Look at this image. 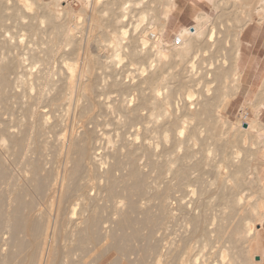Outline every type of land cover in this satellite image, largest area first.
<instances>
[{
  "label": "bare ground",
  "instance_id": "bare-ground-1",
  "mask_svg": "<svg viewBox=\"0 0 264 264\" xmlns=\"http://www.w3.org/2000/svg\"><path fill=\"white\" fill-rule=\"evenodd\" d=\"M37 1L0 0V264H252L264 125L222 114L264 0L199 12L171 43L174 0Z\"/></svg>",
  "mask_w": 264,
  "mask_h": 264
},
{
  "label": "rangeland",
  "instance_id": "rangeland-1",
  "mask_svg": "<svg viewBox=\"0 0 264 264\" xmlns=\"http://www.w3.org/2000/svg\"><path fill=\"white\" fill-rule=\"evenodd\" d=\"M41 1V2H40ZM40 1H37V3H40V4H42V3H48L49 4V6L54 2H56L57 0H55V1H53V0H40ZM59 2H61V1H65V3H63V4H61V5H65V4H67L68 3V8H69V10H74L75 12H80L81 10H83L84 9V3H83V0H58ZM188 1H190V3L191 4H188V6L186 7V9H185V13L183 14V16H177V14L176 13H172V15L170 16V20H169V23H168V26H167V29H166V34L164 35V37H165V40L168 42V43H171L172 41L171 40H173V38H174V34L180 29V28H182V27H188V26H192L193 24H194V17L196 16V14H198L199 12H203V13H206L210 18H212V21H214V22H217L216 20L218 19L217 17H219V12H220V10H221V13H222V11L224 12V13H228V14H226L227 16L228 15H230L231 13H233L234 11H236V8H233L234 7V3H233V1L232 0H221V2L223 3V5H222V3H221V7L222 8H220V9H218V11L216 12L215 10H214V8H213V5H212V2H210V1H204V0H188ZM229 1V2H228ZM54 3H53V5H54ZM229 4L228 6L226 5V4ZM56 4V3H55ZM52 5V6H53ZM40 7V5L38 6V5H35V6H33L34 8L35 7ZM35 8L34 9V11L38 14V15H41V14H43L44 12H43V10H41V9H39V10H36V9H38V8ZM224 7V8H223ZM236 7V6H235ZM41 8V7H40ZM229 8V9H228ZM223 9V10H222ZM226 9V10H225ZM41 10V11H40ZM226 11V12H225ZM230 11V12H229ZM231 11H233V12H231ZM40 13V14H39ZM216 13H218V15L216 14ZM221 15V17H222V15L223 14H220ZM233 16V14H231V17ZM241 19H246V15L244 14V13H240L239 15H238ZM246 16V17H245ZM180 18V21H177L178 19ZM217 18V19H216ZM250 18H251V22H250V24H255V23H257L258 22V20H257V18H258V16L255 14V13H253V12H251V14H250ZM223 19V18H222ZM220 19H218V21H219ZM234 24V26L236 25L235 24V22H229V26L231 25V27H232V25ZM231 31H233L232 29H231ZM231 36V35H230ZM227 36V38H226V40H227V44H228V41H229V44L231 43V41H232V43H234L233 41L234 40H232L233 39V36ZM231 38V39H230ZM230 39V40H229ZM231 43V45L233 46V44ZM227 45L228 46V48L227 49H229L230 47H232L231 45ZM230 50V49H229ZM239 74V73H238ZM264 80V78H262V79H260V80H257V82H256V85H258V83H259V89L257 90V93L256 94H253V95H249L247 98H246V100H244V102H242V100H240L239 102H237V101H235V103H233V105L232 106H228V108L223 112V114H222V116H223V120H226V121H228V122H232L233 124H235L236 122H237V120H240L241 119V114H243L244 116H246V120L245 121H243V123H245V122H250L253 118L254 119H257L258 118V122L260 121L262 124H264L262 121H261V119L259 118V114H258V116H257V118H255V114H256V111H257V105H258V103L257 102H259V100L260 99H262L261 98V96H263V94H264V92H262L263 90H264V87L262 88L261 86H262V81ZM260 89H261V92H259L260 91ZM260 93H262V94H260ZM260 94V95H259ZM259 95V96H258ZM256 97H257V99H256ZM260 98V99H259ZM264 100V99H263ZM257 101V102H256ZM231 102V101H230ZM230 104V103H229ZM251 104V105H250ZM254 104V105H253ZM254 106H256L255 107V109H254ZM252 108V109H251ZM241 110V111H240ZM261 110H259L258 112H260ZM1 113V112H0ZM254 114V115H253ZM240 118V119H239ZM253 119V120H254ZM233 130H234V128H232ZM261 144V143H260ZM262 145V144H261ZM259 145H256V146H254L256 149H257V147H258ZM261 150L260 149H258V153L260 152ZM211 155V154H210ZM211 156H213V154L211 155ZM254 165L256 166V169L258 168V174H261L262 173V170L264 169V159H260V157L258 156V154H257V156H256V158H255V161H254ZM227 172V171H226ZM221 176L222 177H226L227 175L226 174H224L223 172H222V174H221ZM209 179H211V178H209ZM264 179V178H263ZM264 182V181H263ZM3 189L4 188H2V186H0V191L2 190L3 191ZM4 192V191H3ZM3 192H0V193H3ZM236 221V218L233 220V222H235ZM101 248V247H100ZM99 249V248H98ZM96 250L94 253V255H95V257L94 256H92L93 255V253H92V257H94V258H99L100 259V257L99 256H101L102 254H103V251H104V249L102 248L101 250H102V252H101V250L99 251V250ZM105 252V251H104ZM260 253V241H259V243H258V246H257V248H256V250H255V255L256 256H258V254ZM96 254L97 255H99L98 257H96ZM101 254V255H100ZM89 255V256H90ZM103 256V255H102ZM101 256V259H100V264H109V262H110V264H114V262L115 263H117V264H127V262L125 263V261L124 262H122V261H120L122 258H119L118 257V255L117 254H115V253H110V254H107L106 255V253H104V256L102 257ZM94 258H90L89 259V257H88V261H92V260H94ZM131 259H135L134 258V255H130V257H129V260H131ZM256 260H258L257 259V257H255L254 258V260L252 261V264H257L256 263ZM122 262V263H121Z\"/></svg>",
  "mask_w": 264,
  "mask_h": 264
},
{
  "label": "crops",
  "instance_id": "crops-1",
  "mask_svg": "<svg viewBox=\"0 0 264 264\" xmlns=\"http://www.w3.org/2000/svg\"><path fill=\"white\" fill-rule=\"evenodd\" d=\"M174 1L175 8L172 13H176L179 17L183 16L186 7L188 4H191L190 1ZM177 21H180V18ZM237 70L240 74V86L237 94L233 100H231L229 107L232 106L235 101L239 102L242 100V102H244L249 95L256 94L260 87L259 83L256 85V82L257 80L264 78V20L255 24L249 23L240 33ZM263 83L264 80L262 81L261 87H264ZM259 110L261 111L258 112ZM257 113L260 115L259 118L264 123V100L262 101V106H258L256 114ZM259 241L260 253L257 256V259L261 258L262 260L260 264H264V220L259 228Z\"/></svg>",
  "mask_w": 264,
  "mask_h": 264
},
{
  "label": "built area",
  "instance_id": "built-area-1",
  "mask_svg": "<svg viewBox=\"0 0 264 264\" xmlns=\"http://www.w3.org/2000/svg\"><path fill=\"white\" fill-rule=\"evenodd\" d=\"M246 117V116H245Z\"/></svg>",
  "mask_w": 264,
  "mask_h": 264
}]
</instances>
